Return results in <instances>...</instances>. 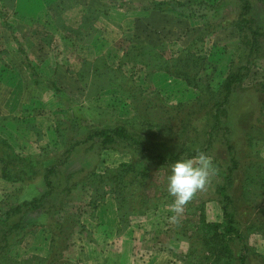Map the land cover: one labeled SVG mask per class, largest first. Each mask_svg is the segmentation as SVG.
Listing matches in <instances>:
<instances>
[{"label": "rangeland", "instance_id": "374dc122", "mask_svg": "<svg viewBox=\"0 0 264 264\" xmlns=\"http://www.w3.org/2000/svg\"><path fill=\"white\" fill-rule=\"evenodd\" d=\"M81 1L83 3L85 1L89 2L90 0ZM98 1L104 5H110V7L115 5L117 8L115 12L126 15L127 19L123 22V27H121L122 33L131 29L133 32V41L152 46L159 53H162L165 58L176 56L188 41L193 38L194 32L199 29V26L205 20L209 26L208 30L211 32L204 35L202 43L195 48L198 56L204 59L203 68L197 78L199 83L201 81L204 85L210 86L212 90L220 89L218 84L226 77L231 69L239 65H247L248 67V70L245 71V75L242 78V82L236 85L233 96L231 97L232 99L229 102V106H227V117L221 119L222 123L220 126L222 128L227 127L228 131L224 133L222 129L213 130L209 148L203 153L211 158L217 169L215 174L218 173V175H212L206 187L198 191L193 199L183 207L181 212L177 213L173 210L174 197L171 196V204L158 206L156 209L147 210L144 214L133 216L130 224L125 229H118L120 225L112 195H106L103 201L97 203L94 210L88 206L85 207L83 203L73 200L74 205L72 210L79 204L81 207H84L82 208L83 213L79 220L83 226V230H81L83 232H76V234H80L79 236L83 234L84 239L90 236L91 232L89 231L91 229H102L103 225L100 223L102 220L106 223L118 224H116L117 226L115 228L108 227L109 229L117 230L111 235L114 237H112L114 240L113 247H122L123 249L122 258L119 259V257L115 256L114 264H135L137 262L139 264H184L183 255L187 251L188 239L185 237L181 239H178L177 236L174 237L172 233L180 230L174 229V226L178 228L175 221L178 223L187 221V223L191 222L195 224L202 213L207 221L220 220L222 217L221 196L217 193L216 186L217 183L222 182V177L226 175V167L231 165L228 159L230 156H233V153L226 147L225 137L228 138L229 143L233 147L236 159H238L237 169L231 171L233 181L229 183L227 192L228 194H232L233 197L235 196L233 202L237 200L242 201L240 193L243 189H240L239 185L242 184L240 180L243 177L242 173L245 168V163L250 158V148L244 145V131L241 128L244 126V128H247L252 123V126L258 125L264 129V56L249 57L250 62L247 63L246 47H240L239 35L230 24L233 22L234 16L238 13L235 0H223L222 5L219 4V0H176L181 3H188L176 5L168 2L164 7L173 9L169 13L166 12L163 14L157 11L151 13L146 11L148 18L143 19V16H141V19H137V21L135 20L138 16H136L137 14L129 4L142 5L149 0H130V2H125V0L113 1L115 4H110L107 0ZM68 4L70 2L63 5ZM48 5H52L54 13H56L55 10L57 9L60 14H65L67 17L65 20L68 25L74 27L82 22L81 10H67L69 6L65 8L63 5H59L58 9L55 4L53 5L52 0L48 2ZM251 9V17L254 19V22L264 27L263 5L255 0ZM70 11L72 12L70 13ZM172 11L179 12L180 15L177 16L175 13H171ZM12 12L13 10L11 12L8 11L3 18H0V33L3 34L0 37V49H5V41H9L10 36L14 35L19 38H25V36L33 34L34 40L30 39L31 37L27 40L23 38L20 46L25 47V50L30 53L31 57L33 56L31 53L35 51L34 58H30L34 66L36 63L43 61V59H37L41 54L37 53L36 47L32 46L39 44V34L42 33L41 24L36 21L38 20L37 18L29 21H25V19L23 21V25L25 24L23 29H20L22 27L20 26V28H17L20 30H10L8 26L16 27V20L13 18ZM155 13H158L157 15L159 16ZM200 15L204 17L203 20L200 19ZM3 19H5V24L2 23ZM91 20L87 22V28H84L85 33L90 31L93 33L94 28L97 29L99 27L95 26L94 19ZM109 27L113 26L111 25ZM112 30L115 32L114 27ZM116 34L118 33L116 32ZM55 35V38L49 37L50 40H47L48 44L45 42V45H43L44 55H48L47 57L49 58L47 59L48 64L52 65L50 69L53 68L52 74L54 76L55 86L47 80L45 81L47 83L46 90L28 89V86L26 87L23 83L29 78V70H27L28 68L25 69L21 59L20 62L24 68L21 67V71L18 74H1L0 83L3 88H0V136L14 144L16 148H21V145L25 146L22 153L24 155H30V152H33L31 155L40 159L41 162L45 161L46 157H52L51 155L55 158L66 149V145H63L61 147L62 149L58 150L57 153L56 151L51 152V154L47 153V150L57 140L54 125L58 119L65 120L74 118L78 120L79 127L69 134L75 139H83L85 132L90 129L115 126L122 124L123 120L129 119V122H127L129 131L133 135H136L137 138L141 136L147 140L148 130L146 126L137 121L139 119L138 115L133 116V110L130 108L131 104L129 100L120 94L118 88H106L96 95H92V92L84 91L81 85L74 81V74L70 71L74 72L79 67L82 59H91L92 55H95L94 51L96 49L98 52L101 51V46L99 45L97 48L95 46L92 47V42L89 41L90 38L86 42L87 37L85 34L79 37L81 38L80 40L74 37L70 31L62 33L61 36L64 39L57 36V34ZM113 37L115 38V36ZM4 39L6 40L4 41ZM108 41L106 40V42ZM114 41L112 40L111 43L114 44ZM9 48L15 49L13 44H10ZM259 51L260 53L264 52V42ZM121 54L122 52L116 46H112V52L108 53L106 58L108 65L113 68L117 67ZM3 55H5V52H3ZM2 58L9 66L13 64V59L8 57V55ZM48 64L41 65L40 68L46 70ZM139 68L137 66L124 65L122 74L127 78L131 77L134 85L143 91L141 94L146 97L145 102L148 100L151 101V105L141 106V109L148 111L152 121L155 123L162 122L164 124L166 123L165 121L170 120L171 124H166L171 130L161 134L164 135L163 138L160 140L156 138L147 140L150 146L158 152L173 154L179 147L189 146L192 149H197L206 145V130L209 129L214 121L209 116L210 105L207 107V114H201L198 117L199 121L197 124H189L187 129L177 131L175 130L176 126H172V121L178 120L175 118V109L174 112H171L168 108V106L181 104L196 98L199 95L198 88L187 85L184 80L172 77L164 72L150 73L144 79L145 71ZM48 75L51 76V71ZM16 82L17 88L15 87ZM11 116H15L17 122L21 124L33 123L36 125L40 132V137L38 132V135H36L35 131L21 129L22 127L16 125V121L15 123L11 122ZM169 132L175 135L166 137V134ZM23 138L25 141H23ZM164 141L168 144H165ZM129 143L128 141L122 144L117 143L115 149L104 151L100 149L98 142L93 145H82L79 147V151L76 152L77 156L68 165L64 166L63 172L69 173L79 168L80 162L78 161V157L80 155L83 158L85 157L87 164L90 165L88 167H93L95 164L102 167H113L119 162L129 159L131 154L142 157L139 148L136 145L129 146ZM257 146L259 147V155L264 158V140L259 142ZM124 148L127 150V153H129V150L131 153L128 155L123 153L124 151L121 150ZM197 156L192 159H195ZM10 167H13L12 164H10ZM32 179H29L26 185L27 187L21 195L15 199L10 197L11 199L9 198L10 202L7 203V206H0V221L3 219L4 211L10 204L28 200L40 193L41 186H39L37 180ZM255 186L258 188L255 193L258 192L261 195L255 199L251 197L253 202H242L244 204H241L236 210V212L238 211L239 218H243L245 215L242 209L243 207L247 209L254 208V215L257 214L261 207H264V187H259L261 184L258 182L255 183ZM7 189H10V186L0 178V196ZM0 199L2 198L0 197ZM0 205L2 204L0 203ZM234 207H237L236 203L234 205L233 203L231 204L230 208L232 211L235 210ZM20 216H13L8 224L1 222L0 229H5V231L6 229H25V232L28 229L32 230L31 233L37 232L36 229H44L46 232L48 231L47 229H52V231L68 229V225L62 226L59 221L58 223L60 225L58 226L54 223L53 217L49 216L47 218L41 212H26L21 218H19ZM17 221L19 222L14 227L13 224L15 223L16 225ZM46 221L48 226H43ZM39 224L43 227H38L37 225ZM22 225L25 227H22ZM72 229L79 228L74 227ZM8 237L12 239V234ZM26 238H30V236L27 235ZM250 239L260 253H264V238L260 235L257 237L252 235ZM8 253L10 256L12 250H9ZM64 258L69 260L70 256L67 255Z\"/></svg>", "mask_w": 264, "mask_h": 264}, {"label": "trees", "instance_id": "16d2710c", "mask_svg": "<svg viewBox=\"0 0 264 264\" xmlns=\"http://www.w3.org/2000/svg\"><path fill=\"white\" fill-rule=\"evenodd\" d=\"M107 1L110 4H115L113 1L123 0ZM254 1L235 0L238 13L234 16L233 22L230 23L239 35L240 47H246L247 63L250 62L249 57L264 56V52L260 53L259 51L264 42V27L257 25L251 17V8ZM257 1L264 7V0ZM168 2L176 5L188 3H181L176 0L147 1L148 4H152L150 5L153 8V12L157 11L163 14L173 10L164 7ZM222 2L223 0H219L220 5H222ZM13 5L14 0H0V18H3L8 11L11 12ZM111 7L116 8L115 5ZM79 10L82 11V22L79 25L70 26L66 23L65 19L67 17L62 14H56L53 15L54 26L57 32L62 34L70 31L76 38L85 34L87 37L86 42H88L93 33L92 31L85 33L84 28H87V22L94 19V14L99 9L96 10L87 6ZM171 13H175L177 16L180 15L179 12L172 11ZM203 18L200 15V19L203 20ZM4 22L5 19H3L2 23ZM203 22L199 29L194 32L193 38L174 57L165 58L162 53H159L152 46L136 43L133 41L132 30L128 29L114 43L122 52L117 67L113 68L108 65L106 59L98 53L92 60L82 59L79 67L74 72L70 71L74 74V81L80 84L84 91L92 92V95H96L106 88H118L120 94L129 100L133 116L138 115L139 119L137 121L146 126L148 130L147 140L152 138L160 140L163 138L164 135L161 134L171 130L166 125L170 124V120L165 121L166 123L164 124L162 122L155 123L152 121L150 113L141 109V106L151 105V101L145 102L146 97L141 94L143 91L134 85L131 77L127 78L122 74L123 66L140 67L145 71L144 79L150 73L164 72L172 77L184 80L187 85L198 88L199 95L196 98L181 104L168 106V108L171 112H174L175 109V118L178 120H173L172 126H176L175 130L177 131L187 129L189 124H197L199 121L198 117L201 114H207V107L208 105L211 106L209 116L214 121L209 129L206 130L207 142L203 147L197 149H192L189 146L179 147L173 154L158 152L150 146L147 140L144 139L145 137L139 136L137 138L136 135L129 131L127 127L129 119L123 120L122 124L115 126L90 129L85 132L83 139H75L69 135L79 127L77 119H58L54 125L57 140L47 150V153L51 154V152L55 151L57 153L58 150L62 149L63 145H66V149L55 158L51 155L52 157H46L45 161L42 162L34 155H31L33 152H30V155H24L22 151H24L23 148L25 146L21 145V148H16L14 144L0 136V178L10 186V189L3 191L0 196L2 198L0 199L2 204L0 206H7V203L10 202V197L15 199L21 195L27 187L29 179L37 180L39 186H41V191L38 195L28 200L10 204L4 211L3 219L0 223L8 224L13 216L21 215L19 217L21 218L26 212L36 211L43 213L47 218L49 216L53 217L54 223L58 226L60 225L59 221L62 226L68 225V229H58L56 231L47 229L50 234V241L45 257L31 254L20 262L11 259L8 252L12 245L20 243L24 234L31 233L32 230L23 232L25 229H6V231L5 229H0V237H4L0 241V264H72L69 260L62 257V252L64 248L69 247L68 240L72 234L83 232L81 231L83 226L79 220L83 213L82 208H84L79 204L72 210L73 200L83 203L85 207L88 206L94 210L97 203L103 201L106 195H112L120 225L118 229H125L130 224L133 216L144 214L147 210L156 209L158 206L171 204L172 197L168 193L167 184L172 164L178 159L194 158L198 154L204 153L211 143L213 130L222 129L224 133L228 131L227 127L222 128L220 126L222 123L221 119L227 117V106H229L236 85L242 82L245 71L248 70L247 65H239L231 69L218 84L219 90H212L210 86L204 85L201 81L200 83L198 82L197 77L203 68L204 59L198 56L195 48L202 43L204 35L211 32L208 30L209 26L206 21L203 20ZM8 29L11 30V27L8 26ZM49 37H53V34L47 33L46 38L50 39ZM43 42L48 44L47 40H43ZM25 60L22 59V62L25 68L29 70L28 80L30 87L39 91L46 90L47 83L45 81L47 80L55 86L52 74L53 69L51 76L40 77ZM15 121L17 126L22 127L21 129L35 131L36 135L39 133L40 137V132L33 123L21 124L17 122L15 116H11V122L15 123ZM244 127L241 130L243 129L244 131V145L250 148V158L245 163L242 173L243 177L240 180L242 184L239 183L240 189H243L240 193L242 201L233 202L235 196L233 197L232 194L227 192L229 183L233 181L231 171L237 169L238 159H236L228 138L225 137L226 147L233 153V156L228 159L231 165L226 167V175L222 177V182L217 183L216 186V191L221 196L222 217L220 220L207 221L202 213L195 224L187 223V221L179 223L175 221L178 228L174 226V229L180 230L172 233L174 237L177 236L178 239L185 237L188 239L187 251L183 255L184 264H264V253H260L256 245L250 241V236L252 235L256 237L260 235L264 238V207H261L255 215L253 212L254 208L247 209L243 207L242 209L245 212L243 218H239L238 211L236 212L241 204H244L242 202H253L251 197L255 199L261 195V193H255L258 189L255 183L258 182L261 184L259 187H264V158L259 155V147L257 146L259 142L264 140V129L258 125L252 126V123L247 128ZM169 135L175 134L169 132L166 137H169ZM23 141H25L24 138ZM126 141L130 142L129 146L136 145L142 157L131 154L129 159L121 161L113 167H102L97 166V164L93 165V167H88L90 165L87 164V160L80 155L78 157L79 168L69 173L63 172L64 166L68 165L77 156L76 152L79 151V147L82 145H93L98 142L100 149L104 151L113 150L116 148L117 143L122 144ZM164 143L168 144L165 141ZM121 151H124L123 153L127 155L131 153L130 150L127 153L125 148ZM10 164L13 167H10ZM215 175H218V173ZM232 203L233 205L234 203L237 204V207H234V211L230 208ZM18 222H16V225L15 223L13 224L14 227L17 226ZM46 224L47 221L43 226H48ZM37 226L43 227L41 224ZM22 227L25 226L22 225ZM74 227L79 229H72ZM13 232L15 233L13 234ZM10 234H12V239L8 237Z\"/></svg>", "mask_w": 264, "mask_h": 264}, {"label": "crops", "instance_id": "0c3cea01", "mask_svg": "<svg viewBox=\"0 0 264 264\" xmlns=\"http://www.w3.org/2000/svg\"><path fill=\"white\" fill-rule=\"evenodd\" d=\"M52 1H53V5L55 4V6H57L58 9H59V5H63L67 2H70V4L63 5L65 6V8L69 6L67 10L82 9L86 7L87 5L96 10L99 9V11H96L94 14V24L95 26H99V27H97V29L94 28V32L92 34L93 36L91 37L90 41L92 42L91 44L92 47L95 46L97 48L100 45L101 51L98 52L96 49V51H94L95 55L94 56L92 55V58L87 59V60L94 59L96 55H98V53H100L106 59L108 53L112 52V46L115 47V45L111 43V41L115 40L114 42H116L117 39H119L122 35L121 27H123L122 24L127 19L126 15L120 14L119 12L113 13L115 12L117 8H112L110 7V5H104L100 3L98 0H90L89 2L85 1L83 3L81 0H52ZM126 1L130 2V0H125V2ZM151 1L152 0H150V2ZM48 2H50V0H14L12 15L14 16L13 18H15L16 20L15 22L16 27L13 26L11 27V29H13L14 31L23 29L25 27V24L23 25V21L25 19H26L25 21H29L31 19L33 20L37 18L38 20L36 21L40 22L39 24H41L42 33L39 34L40 35L39 40H38L39 44L32 45V46L36 47L37 53L41 54L38 56L37 59L39 60L43 59V61H41L40 63H36L33 66V62L30 61L31 60L30 58H34V54H36L35 51L31 53L33 54V56L31 57L30 53L27 50H25V47L20 46L21 41L23 40L24 37L19 38L18 36H14V35L10 36L9 41L8 40L5 41L6 39H4V41L6 42L4 45L5 49H0V51L2 52L0 54V77L2 73L3 74H7V73L8 74H11V73L18 74L21 71V67H23L21 65L22 63L20 62V59L21 61L22 59L23 60L26 59L25 61H27L33 67L34 72L40 75L41 77H49L48 74L50 73V71H52L53 68L50 69L51 68L50 66L52 65L48 64V61H47V59H49L47 57L48 55H44L43 45L45 44L43 40H50L46 38L47 33L53 34L54 38L56 37L55 34H57V36H59L60 38L64 39V37H62L61 36L62 34H59V32L56 31V27L54 26V21H53V15L60 14V12L59 10L56 9L55 10L56 13H54V8H52V5L51 6L48 5ZM150 4L151 3L149 4L145 3L142 5L141 4L134 5L132 3L131 5L129 4L132 10L135 11V13L137 14L136 16H138L135 21H137V19H141V16H143L142 17L143 19L148 18V14L146 13V11H150L151 13L153 12L152 10L153 8H151L152 4L151 5ZM51 8H52V11H51ZM71 12L72 11H70V13ZM155 14L157 15L158 13H155ZM109 24H111L115 28V32L112 30L113 27H109L111 26ZM20 26L22 27L20 28ZM17 28H20V29H17ZM116 32L118 34H116ZM29 35H30V32H29ZM2 36L3 34L0 33V37ZM113 36H115V38ZM28 38L33 39L34 35L32 34L30 36H25L24 39L27 40ZM106 40H109L108 41L109 43L106 42ZM10 44H13L15 49H10L9 48ZM3 52H5V55H8V57H11V59H13V64H10L11 66H9L8 64L4 62V59L2 57L3 56L5 57V55H3ZM40 56L42 57L40 58ZM45 64H48L46 66V70H44L43 68L41 69L40 68L41 65H45ZM24 82L25 83L23 84L26 87L28 86L27 87L28 89L29 88L34 89L33 87L29 86L30 84H29L28 79L25 80ZM15 84H16L15 87L17 88V82ZM0 88H3L1 83H0ZM100 223L103 225L102 229H91V231H89L91 232V234L90 236H87L88 237L87 239H84L83 234L81 236H79L80 234H76V232L72 234V236L68 240L69 247L68 248L66 247L63 249L64 251L62 252V257L64 258V257H67V255H69L70 256L69 260L72 264H114L115 256L119 257V259L122 258L121 256H122L123 249L122 247L120 248L113 247L114 240L112 239L113 236H111L115 233V231H117L116 229L113 230L111 228H115L118 224L117 223H112V224L106 223L103 220ZM108 227H111V228L109 229ZM36 231L37 232L28 233L26 235L24 234L20 243L14 246L12 245L10 247V250H12V253L10 254L9 257H11V259L17 262H20L21 260L26 259L31 254H36L41 257L46 256L47 251H48L49 241H50V234L48 231L46 232L44 229H36ZM14 233L15 232H13V234ZM27 235L30 236V238H26ZM3 239L4 237H0V241H2ZM135 264H139V263L137 262Z\"/></svg>", "mask_w": 264, "mask_h": 264}, {"label": "clouds", "instance_id": "9594fccd", "mask_svg": "<svg viewBox=\"0 0 264 264\" xmlns=\"http://www.w3.org/2000/svg\"><path fill=\"white\" fill-rule=\"evenodd\" d=\"M216 167L210 157L199 154L195 159H178L168 176L167 190L174 197L173 210L177 213L203 190L215 174Z\"/></svg>", "mask_w": 264, "mask_h": 264}]
</instances>
